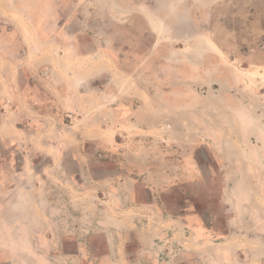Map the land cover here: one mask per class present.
I'll use <instances>...</instances> for the list:
<instances>
[{"label": "crops", "instance_id": "0c3cea01", "mask_svg": "<svg viewBox=\"0 0 264 264\" xmlns=\"http://www.w3.org/2000/svg\"><path fill=\"white\" fill-rule=\"evenodd\" d=\"M37 2L0 0V152L10 153L0 159V189H10L4 200L15 216L13 200L21 193L22 230L37 236L36 254L28 250L19 263L11 264H147L150 250L164 246L175 248L174 257L181 261L185 256L197 262L206 256L218 261L220 247L208 238L215 230L205 219L202 187L218 184L213 198L219 206L228 205V211L264 215V98L222 94L183 99L189 105L178 126L170 95L159 102L153 96H127L133 105L121 119L120 107L109 106L124 98L118 96L119 87L111 97L93 90L86 94L84 88L90 110L79 133L94 149L120 155L101 159L100 167L92 162L78 170L73 152H81L82 144L76 131H50L49 122L34 132L22 123L49 119L40 106L44 103H81L80 89L107 78L112 65L101 47L100 59L82 65L84 75L72 90L67 86L62 92V83L53 75L43 77L49 61L37 54L44 46L40 13L28 11L30 4L39 8ZM223 82L225 88L232 87L231 81ZM95 104L103 107L100 114L91 115ZM118 135L123 142L116 141ZM15 152H40L45 159L34 162L24 154L17 160ZM78 173L85 178L83 189L77 187ZM141 188L146 197L140 196ZM174 188H180L181 199L172 207L162 192ZM253 200L260 204L253 205ZM1 220L0 232L15 229ZM7 242L0 239V247L16 245ZM24 244L35 246L31 239Z\"/></svg>", "mask_w": 264, "mask_h": 264}, {"label": "rangeland", "instance_id": "374dc122", "mask_svg": "<svg viewBox=\"0 0 264 264\" xmlns=\"http://www.w3.org/2000/svg\"><path fill=\"white\" fill-rule=\"evenodd\" d=\"M29 1L37 5L38 0ZM37 3L41 5L39 8L30 4L28 11L30 15L37 9L40 13L38 28L44 46L37 54L40 59L44 57L49 61L43 69V77L53 75L58 83H62L61 91L67 86L72 90L74 82L84 75L80 71L82 65L91 58L100 59L101 47L108 52L112 65L107 78L94 81L93 87L80 89L81 103H44L40 106L49 119L22 123L34 132H37V126L46 127L49 122L50 131H76L82 144L81 152H73L78 170L80 166L87 168L92 162L93 166L100 167L101 159L120 155L101 151L100 147L94 149L79 133L86 125L85 113L90 110L84 102L86 90V94L93 90L100 96L108 92L111 97L116 95L119 87L118 96L126 97L109 106L110 109L120 107L121 119L133 105L125 99L127 96L136 99L141 95L153 96L159 102L165 95H170L173 98L170 105L173 123L177 125L182 113L185 114L184 106L189 105L187 100L181 102L183 99L196 100L201 96L222 94L264 98V0H39ZM51 60L57 65L56 69L48 66L52 65ZM96 61L99 60L92 63L95 65ZM223 81H231L232 87L225 88ZM95 106L91 115L100 114L103 107L101 104ZM186 117L184 121H188ZM180 139L177 137L178 143H181ZM116 141L123 142V137L118 135ZM161 143L163 141L155 143L156 149ZM9 154L0 152V159ZM14 154L17 160L24 154L31 156L34 162L45 159L40 152ZM83 173L77 174L78 189L84 188ZM218 187L213 183L202 187V207L206 221L215 230L208 238L218 243L220 259L214 263L206 256L205 261L197 262L196 258L185 256L181 261L179 256L174 257L175 248L164 246L150 250L149 260L144 259L150 262L147 264H264V215L261 211H228L230 207L224 202L219 206L213 198ZM17 188L21 190V187ZM7 191L0 189V218L2 223L11 222L16 226L12 231H1L0 239L16 245L0 247V264L19 263L28 250L34 251V255L37 251L36 233L28 234L22 230L21 193L18 192L17 199L13 200L15 216L9 213L8 207L6 209ZM144 191L141 188L142 198L147 195ZM100 194L103 195L101 191ZM162 195L172 207L180 203V188L162 192ZM252 203L260 204L257 200ZM28 239L33 241L34 248L25 247ZM131 240L136 246L134 233ZM208 251L214 252L213 249Z\"/></svg>", "mask_w": 264, "mask_h": 264}]
</instances>
